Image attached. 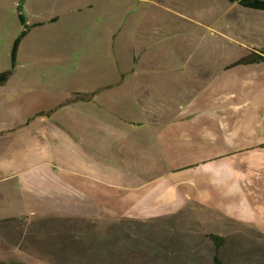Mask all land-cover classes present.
Returning <instances> with one entry per match:
<instances>
[{
  "label": "crops",
  "instance_id": "crops-1",
  "mask_svg": "<svg viewBox=\"0 0 264 264\" xmlns=\"http://www.w3.org/2000/svg\"><path fill=\"white\" fill-rule=\"evenodd\" d=\"M93 1L67 8L91 18ZM103 8L111 82L78 89L67 107L54 75L0 86V219L127 223L117 250L80 264H164L187 210L264 235V61L235 65L264 52V10L140 0L112 23Z\"/></svg>",
  "mask_w": 264,
  "mask_h": 264
},
{
  "label": "rangeland",
  "instance_id": "rangeland-1",
  "mask_svg": "<svg viewBox=\"0 0 264 264\" xmlns=\"http://www.w3.org/2000/svg\"><path fill=\"white\" fill-rule=\"evenodd\" d=\"M72 1L85 9L88 4V0H0V72L11 67L12 46L23 31L21 15L28 29L18 46L8 84L23 83L27 75L34 79L42 74L54 75L47 83L65 107L75 102L78 89L109 83L117 74L112 59H108L109 52L104 50L115 32L103 31V0L90 3L88 11H94L91 18L85 9L79 14L71 13L67 7ZM105 1L113 23L123 19L124 7L129 12L131 4L140 0ZM143 2L146 5L148 0ZM116 41L124 42L121 34ZM121 51L117 48L118 55ZM56 64L63 75L58 74V80ZM79 74L87 77L78 78ZM126 229V222L72 221L55 214L2 218L0 264H80L89 251L117 250ZM211 235L222 239L218 249ZM167 243L164 264H214L215 258L220 264H264V235L258 229L209 211L181 213L173 220Z\"/></svg>",
  "mask_w": 264,
  "mask_h": 264
},
{
  "label": "trees",
  "instance_id": "trees-1",
  "mask_svg": "<svg viewBox=\"0 0 264 264\" xmlns=\"http://www.w3.org/2000/svg\"><path fill=\"white\" fill-rule=\"evenodd\" d=\"M229 1L232 3H238L240 6L245 8L264 10V0H229ZM19 20L23 26V31L21 32L20 36L16 38L12 46L11 57H10L11 68L9 70L0 73V86L7 82L10 75L12 74V71L15 68L17 49L28 29V26H26L24 22L25 20L21 15H19ZM263 61H264V52L253 50L250 51V53L246 57L241 58L235 65L256 64ZM211 239L213 240V242L216 245V248L218 249L220 247L219 243L222 241V239L219 236H214V235H211ZM214 264H220V260L218 258H215Z\"/></svg>",
  "mask_w": 264,
  "mask_h": 264
}]
</instances>
